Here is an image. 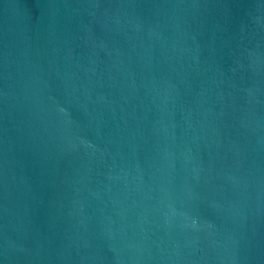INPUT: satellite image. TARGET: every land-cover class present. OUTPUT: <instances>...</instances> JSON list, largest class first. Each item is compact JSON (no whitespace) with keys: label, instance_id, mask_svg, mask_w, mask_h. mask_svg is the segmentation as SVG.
I'll return each instance as SVG.
<instances>
[{"label":"water","instance_id":"obj_1","mask_svg":"<svg viewBox=\"0 0 264 264\" xmlns=\"http://www.w3.org/2000/svg\"><path fill=\"white\" fill-rule=\"evenodd\" d=\"M0 264H264V0H0Z\"/></svg>","mask_w":264,"mask_h":264}]
</instances>
